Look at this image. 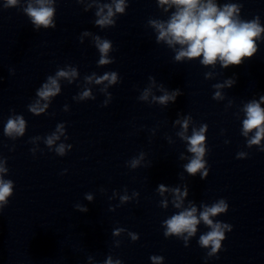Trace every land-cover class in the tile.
I'll list each match as a JSON object with an SVG mask.
<instances>
[{
	"label": "clouds",
	"instance_id": "obj_1",
	"mask_svg": "<svg viewBox=\"0 0 264 264\" xmlns=\"http://www.w3.org/2000/svg\"><path fill=\"white\" fill-rule=\"evenodd\" d=\"M20 0H5L4 7L11 8L18 6ZM77 2H83V0H77ZM56 0H28L27 6L23 8V12L30 18L31 23L36 29L41 27L48 29H55L56 23L54 16L56 14L55 8ZM160 6L167 5L168 8L175 6V11L171 14L170 19L165 21L150 19L148 23L158 32L157 41H165L170 47L174 45H180V49L175 55L176 61H182L185 58L188 60H194L199 57H203L200 61L202 65L209 66L215 65L217 61L221 63L223 68L231 66H239L245 57L251 58L257 51L256 41L261 37V33L264 32V27H261L259 16L254 17L252 20H244L240 16L242 5L239 3H228L222 7L214 2V0H159ZM92 5H88L91 7ZM128 7L126 0H114V7L110 4H103L98 6V10L95 15L99 19L95 20V24L103 27L115 26L116 21L113 17L116 14H125V10ZM107 8V14L104 15V9ZM165 8V11L168 10ZM87 11V7L85 8ZM90 33L85 32L84 35ZM95 46L99 50L100 59L99 65H108L113 63V60L107 58V54L112 48V42L107 39H101L100 36L94 37ZM77 72L75 69L71 71L59 70L56 72L55 77L48 76L47 82L38 89L37 95L43 100L47 101L50 97L56 96L60 92V86L58 84V78H70L75 77ZM207 76L210 73H206ZM85 79L91 82L95 79L96 84H102L107 81L109 85L116 84L118 74L115 71L106 72L104 75L96 77H85ZM151 79V77H150ZM71 82V80L69 81ZM227 86L231 87L234 80H228L225 82ZM224 85L216 84L214 88H220ZM180 93L174 91L168 93L165 91L164 95L156 98L158 103L167 105L169 101L175 102L177 96ZM149 90L146 89L141 96L140 100H147ZM91 97L89 90H85L80 95V99ZM95 99V97H91ZM213 99H222L220 92H215ZM261 101L264 102V96L261 97ZM107 101L102 106L107 105ZM48 105L44 107L39 106V101L35 105L30 106V111L39 115L44 111ZM244 112L246 113V119L243 121L244 135L256 130L254 137L248 141L249 145H259L261 139H264V108H261L260 103L255 100L247 103L244 106ZM190 117H186L183 122L177 120L176 123H182L184 129L183 132L178 133L182 139H186L189 147L188 152L193 156L189 163L184 167L190 175H195L201 169H204L201 178L208 176L209 170L205 168L207 163L204 160L205 156V132L207 131V125H201L199 130L195 128L192 131L190 137L185 136V132L188 129ZM5 134L7 136L19 135L22 136L25 131V120L22 116L9 117L5 125ZM57 131L62 135L64 134V126L58 125ZM59 136L53 134L46 139V144L51 147L55 140H58ZM65 139H68L65 136ZM67 149H71L72 145H65L61 143L56 149V153L60 156H64ZM260 151L264 152V148ZM240 153L239 156H242ZM239 158V157H237ZM139 161L133 159L130 161V167L136 168ZM8 172L5 167H0V211L7 206L9 197L13 195L14 182L9 179H5L4 175ZM159 191L163 194L167 189L164 185L159 186ZM173 191L179 193V189ZM137 195V193H133ZM187 195V191L183 193ZM86 198L91 201L92 196L87 195ZM121 202L127 201L128 196H122ZM176 209L181 208V197L178 195L176 200L173 201ZM79 207V206H78ZM164 207H167L166 202ZM203 211L197 218V208L192 206L190 210H183L176 214H173L170 218L162 222V227L165 229L164 236L168 237H180L185 241V247H187V240L189 237L194 236L197 232V225L202 220L203 223L210 229V231L201 234L198 240V244L202 248H209L207 256H213L221 251L222 242L226 239L225 232L232 231V225L216 221L215 223L210 217H215L220 214H225L228 211L229 205L224 199H219L211 206L202 205ZM82 212H87L86 207H79ZM125 231L123 228H118L114 231V235H119L120 232ZM187 233V236H183V233ZM132 241L139 239L138 234L130 233ZM119 244V242H117ZM153 264H162L164 257L153 255L150 257ZM106 264H113L111 256L106 261ZM115 264H122L117 259Z\"/></svg>",
	"mask_w": 264,
	"mask_h": 264
}]
</instances>
